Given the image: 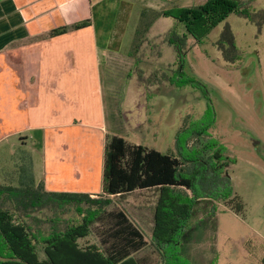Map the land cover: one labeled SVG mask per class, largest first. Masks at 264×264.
Here are the masks:
<instances>
[{
	"label": "trees",
	"instance_id": "trees-1",
	"mask_svg": "<svg viewBox=\"0 0 264 264\" xmlns=\"http://www.w3.org/2000/svg\"><path fill=\"white\" fill-rule=\"evenodd\" d=\"M255 3L256 0H207L200 5L164 11L144 9L136 30L134 51L139 52L147 43L161 56L159 44L167 43L178 55L176 67L173 64L152 72L156 82L149 79L151 85L169 83L180 87L189 81L197 82L186 78L183 68L189 37L201 43L231 14L257 25L264 24V9H256ZM161 16L174 18L176 24L150 39L151 26ZM88 24L77 23L74 28ZM66 31L67 28L56 29L51 35ZM222 38L232 45L224 50L226 59L234 60L237 50L230 26H226ZM136 60L140 62L141 58ZM139 71L142 77L143 71ZM209 115L214 118L211 106ZM189 126L190 130H183L178 136L181 157L131 144L123 136H107L103 192L97 196L47 191L42 182L36 184L32 156L24 151L18 184L0 182V264H149L148 258L138 255L147 246L159 255V264H191L184 257L182 247L191 242L196 230L195 225H188L195 215V203L206 200L212 204L213 200L220 199L237 214L244 213L245 203L233 189L228 174L229 158L218 148L215 139L210 144H202L200 135H196L200 130L208 133L207 125L199 122ZM191 141L195 146L188 152L185 145ZM144 188L158 190L150 241L126 210L110 209L114 196ZM214 209L210 216L214 215ZM96 223L104 225L100 242L82 245L80 240L91 234Z\"/></svg>",
	"mask_w": 264,
	"mask_h": 264
},
{
	"label": "rangeland",
	"instance_id": "rangeland-1",
	"mask_svg": "<svg viewBox=\"0 0 264 264\" xmlns=\"http://www.w3.org/2000/svg\"><path fill=\"white\" fill-rule=\"evenodd\" d=\"M255 8L264 9V0H256ZM175 24L174 18L159 20L150 29L149 37L163 34ZM226 26H230L234 37L237 50L234 60L224 55V50L232 48L222 38ZM159 46L161 56L147 43L139 52L134 51L132 44L127 59L110 61L108 99L114 117L120 121L116 122L117 130L125 133L131 144L181 157L178 136L190 130L191 123H205L208 133L200 130L196 135H200L202 144L215 139L229 158L228 174L234 191L245 203V211L237 214L220 199L212 204L206 200L195 203V215L188 225H195L196 230L191 242L183 245V255L191 264H264V24L257 25L231 14L201 43L189 37L183 68L186 78L197 82L189 81L180 87L169 83L151 85L149 79L156 82L152 79L153 71L178 64L173 46L167 43ZM139 69L143 71L142 77ZM128 73L130 81L125 87ZM209 106L214 112L212 119ZM185 146L189 152L195 144L191 141ZM8 153L5 149L0 157V166L8 168L0 182L17 185L24 151L18 157ZM13 158L20 160L15 168L10 165ZM187 192L192 196L191 191ZM157 199V189L135 191L114 196L110 209L126 210L150 241ZM213 207L214 215L210 216ZM103 226L94 224L91 234L80 243H99ZM138 255L148 258L149 264H159L161 260L151 246Z\"/></svg>",
	"mask_w": 264,
	"mask_h": 264
},
{
	"label": "crops",
	"instance_id": "crops-1",
	"mask_svg": "<svg viewBox=\"0 0 264 264\" xmlns=\"http://www.w3.org/2000/svg\"><path fill=\"white\" fill-rule=\"evenodd\" d=\"M206 1L0 0V157L29 151L47 191L101 194L106 138L127 139L109 106L110 61L130 56L144 9ZM81 22L90 24L74 28ZM7 169L0 166V179ZM148 189L156 188L135 191Z\"/></svg>",
	"mask_w": 264,
	"mask_h": 264
}]
</instances>
